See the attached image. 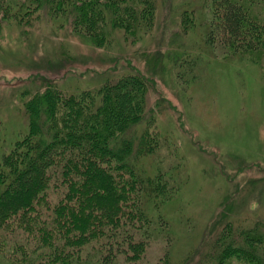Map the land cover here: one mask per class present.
Instances as JSON below:
<instances>
[{
    "label": "trees",
    "instance_id": "1",
    "mask_svg": "<svg viewBox=\"0 0 264 264\" xmlns=\"http://www.w3.org/2000/svg\"><path fill=\"white\" fill-rule=\"evenodd\" d=\"M206 2L210 45L262 63L264 0ZM42 9L76 36L106 46L150 34L157 0H0V23L27 24ZM193 15L183 13L185 30L195 24ZM152 83L134 70L76 92L50 79L22 92L28 130L0 154V257L8 264L140 258L159 209L178 187L160 169L139 165L165 141L157 131L158 102H148ZM229 207L202 235L198 264H264V219L236 228Z\"/></svg>",
    "mask_w": 264,
    "mask_h": 264
},
{
    "label": "rangeland",
    "instance_id": "2",
    "mask_svg": "<svg viewBox=\"0 0 264 264\" xmlns=\"http://www.w3.org/2000/svg\"><path fill=\"white\" fill-rule=\"evenodd\" d=\"M206 1L157 0L150 34L106 46L76 36L46 9L27 24L0 23V154L28 130L26 87L50 79L76 92L134 70L153 82L148 102H158L165 141L139 165L160 169L178 187L159 209L146 250L127 264H163V257L164 264H198L202 235L228 205L236 228L264 219V61L210 45ZM185 11L195 18L187 30ZM0 264L8 262L0 257Z\"/></svg>",
    "mask_w": 264,
    "mask_h": 264
}]
</instances>
